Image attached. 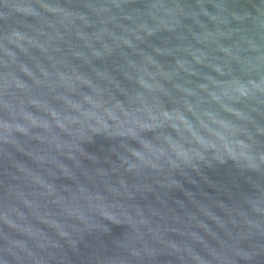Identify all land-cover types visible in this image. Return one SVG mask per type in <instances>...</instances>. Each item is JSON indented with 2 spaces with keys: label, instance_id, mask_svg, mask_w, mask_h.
<instances>
[{
  "label": "water",
  "instance_id": "water-1",
  "mask_svg": "<svg viewBox=\"0 0 264 264\" xmlns=\"http://www.w3.org/2000/svg\"><path fill=\"white\" fill-rule=\"evenodd\" d=\"M0 264H264V0H0Z\"/></svg>",
  "mask_w": 264,
  "mask_h": 264
}]
</instances>
